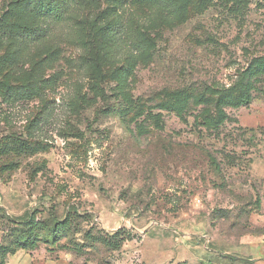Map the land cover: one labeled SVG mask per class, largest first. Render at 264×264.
Returning <instances> with one entry per match:
<instances>
[{"label":"rangeland","instance_id":"obj_1","mask_svg":"<svg viewBox=\"0 0 264 264\" xmlns=\"http://www.w3.org/2000/svg\"><path fill=\"white\" fill-rule=\"evenodd\" d=\"M40 1L0 0V264H264V0Z\"/></svg>","mask_w":264,"mask_h":264},{"label":"trees","instance_id":"obj_2","mask_svg":"<svg viewBox=\"0 0 264 264\" xmlns=\"http://www.w3.org/2000/svg\"><path fill=\"white\" fill-rule=\"evenodd\" d=\"M78 1H82V0H41L33 7V9H30L29 12L36 13L37 15H49L53 20L60 21L64 14L63 10L68 5L74 4ZM135 1L138 3H144V2H149L153 0H135ZM169 1H176V0H169ZM188 1L189 0H184V2H188ZM24 11H28V10H24ZM30 31H33V29L22 27L19 24H14L12 28V32L15 36H18V34H29V35L33 34ZM111 32H112V29L110 28H107L104 30L105 34H110ZM250 101H251V94H250L249 89H246L244 94L238 100V102L234 103L233 105L235 107H238L241 105H248Z\"/></svg>","mask_w":264,"mask_h":264}]
</instances>
